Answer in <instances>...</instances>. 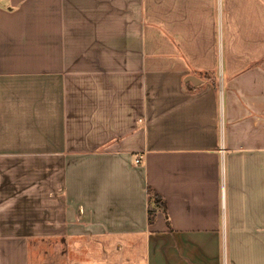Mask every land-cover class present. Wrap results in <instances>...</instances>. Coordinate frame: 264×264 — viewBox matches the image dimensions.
Listing matches in <instances>:
<instances>
[{
    "label": "crops",
    "instance_id": "1",
    "mask_svg": "<svg viewBox=\"0 0 264 264\" xmlns=\"http://www.w3.org/2000/svg\"><path fill=\"white\" fill-rule=\"evenodd\" d=\"M63 235L264 264V0H0V264Z\"/></svg>",
    "mask_w": 264,
    "mask_h": 264
},
{
    "label": "rangeland",
    "instance_id": "2",
    "mask_svg": "<svg viewBox=\"0 0 264 264\" xmlns=\"http://www.w3.org/2000/svg\"><path fill=\"white\" fill-rule=\"evenodd\" d=\"M28 248L30 264H107V241L63 235L28 240ZM113 256L118 260L120 254ZM137 259L141 264L140 252Z\"/></svg>",
    "mask_w": 264,
    "mask_h": 264
},
{
    "label": "trees",
    "instance_id": "3",
    "mask_svg": "<svg viewBox=\"0 0 264 264\" xmlns=\"http://www.w3.org/2000/svg\"><path fill=\"white\" fill-rule=\"evenodd\" d=\"M147 192L149 193V195L151 197V201L152 200L157 201V204H156L157 209L165 211V207H164L163 203H161L160 197L157 194L151 192L150 190H148ZM155 212H156V210H152V209L148 210V223L149 224L152 223V221L154 219Z\"/></svg>",
    "mask_w": 264,
    "mask_h": 264
},
{
    "label": "water",
    "instance_id": "4",
    "mask_svg": "<svg viewBox=\"0 0 264 264\" xmlns=\"http://www.w3.org/2000/svg\"><path fill=\"white\" fill-rule=\"evenodd\" d=\"M185 81H190V82L194 83L196 80L192 77H189V78L185 79Z\"/></svg>",
    "mask_w": 264,
    "mask_h": 264
},
{
    "label": "built area",
    "instance_id": "5",
    "mask_svg": "<svg viewBox=\"0 0 264 264\" xmlns=\"http://www.w3.org/2000/svg\"><path fill=\"white\" fill-rule=\"evenodd\" d=\"M138 162H139V159H136V160H135V163L137 164Z\"/></svg>",
    "mask_w": 264,
    "mask_h": 264
}]
</instances>
